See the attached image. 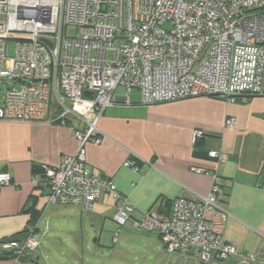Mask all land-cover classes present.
Masks as SVG:
<instances>
[{"label": "built area", "instance_id": "1", "mask_svg": "<svg viewBox=\"0 0 264 264\" xmlns=\"http://www.w3.org/2000/svg\"><path fill=\"white\" fill-rule=\"evenodd\" d=\"M68 26L76 28L74 35L65 34ZM10 38L15 45L8 56ZM118 85L126 102L137 88L144 104L264 96V0H0V119L74 123V153L63 154L55 166L42 165L39 180L32 181L46 190L45 207L88 210L105 192L115 200L119 226L129 221L135 229L156 232L168 253L193 254L199 264L239 255L223 238L228 212L218 202L223 190L216 173L205 195L179 196L166 211L146 210L133 218V206L112 181L87 166L85 145L100 142L97 122ZM233 124V117L224 119V126ZM202 135L194 130L193 142ZM207 153L218 162L226 157ZM123 165L138 169L130 159ZM14 183L0 172V187ZM45 207L22 239H0V257H33Z\"/></svg>", "mask_w": 264, "mask_h": 264}, {"label": "crops", "instance_id": "2", "mask_svg": "<svg viewBox=\"0 0 264 264\" xmlns=\"http://www.w3.org/2000/svg\"><path fill=\"white\" fill-rule=\"evenodd\" d=\"M128 100L125 88L118 85L113 102L97 122L100 142L85 145L86 164L92 173L112 181L133 206V218L146 210L166 211L179 196L194 199L205 195L216 173L223 190L218 202L228 212L223 238L239 255L213 259L211 264H240L245 256H254L256 262L264 264V96H252L245 102L196 96L144 104L140 91L131 88ZM226 117H233L234 124L224 126ZM73 124L0 119V172L9 173L15 182L14 186L0 187V239H22L32 212L45 207L46 190L33 184L41 176L33 173V168L55 166L63 154L74 153ZM194 130L203 134L195 142ZM209 150L226 157L218 162L208 156ZM196 151L199 154H194ZM128 159L136 163L137 170L123 165ZM61 207L69 209L61 211ZM49 211L66 221L59 223L56 233L66 240L72 238L79 248L89 235H95L94 242L99 243L104 229L117 227L112 238L117 233L118 241L122 226L114 220L115 200L109 193H101L88 210L76 205H48L39 220ZM48 228L46 220L45 231ZM65 248L75 251L71 245ZM175 254L165 264H199L193 254ZM0 264L70 262L50 261L39 243L33 257L15 261L4 256Z\"/></svg>", "mask_w": 264, "mask_h": 264}, {"label": "rangeland", "instance_id": "3", "mask_svg": "<svg viewBox=\"0 0 264 264\" xmlns=\"http://www.w3.org/2000/svg\"><path fill=\"white\" fill-rule=\"evenodd\" d=\"M76 28L68 26L65 29L66 35H74ZM15 40L10 38L6 43V54L13 55ZM120 90V87L117 88ZM132 89L131 97L134 96ZM54 108L53 102L50 109ZM69 207H61L59 210H67ZM42 219V220H41ZM41 220V221H40ZM35 238L41 247L45 248V254L52 262H70V264H165L167 258L173 259L176 254L168 253L163 244L154 232L137 230L131 227L129 222L121 227L118 241L112 243V235L115 230H105L100 242L95 243L93 236L85 237V244L80 248L73 242L72 238L66 240L61 233L54 229L61 227L59 223L66 222L64 218L53 215L51 211L40 218ZM48 221V230L45 231V221ZM80 245L82 244L79 241ZM71 245L75 251H69L65 246ZM67 249V250H66ZM63 253V254H61ZM72 260H75L73 262Z\"/></svg>", "mask_w": 264, "mask_h": 264}, {"label": "trees", "instance_id": "4", "mask_svg": "<svg viewBox=\"0 0 264 264\" xmlns=\"http://www.w3.org/2000/svg\"><path fill=\"white\" fill-rule=\"evenodd\" d=\"M194 154H199V153L196 151V152H194ZM42 172H43V170H42L41 166H40L39 168H33V173H39V174H42ZM38 215H39V212L34 210V211L32 212L31 218H30V220H29L28 223H29V224H30V223H34V222L37 220ZM12 238H16V237H12Z\"/></svg>", "mask_w": 264, "mask_h": 264}, {"label": "water", "instance_id": "5", "mask_svg": "<svg viewBox=\"0 0 264 264\" xmlns=\"http://www.w3.org/2000/svg\"><path fill=\"white\" fill-rule=\"evenodd\" d=\"M84 94L87 95V92H85ZM240 264H260V263L253 262V261H242V262H240Z\"/></svg>", "mask_w": 264, "mask_h": 264}]
</instances>
